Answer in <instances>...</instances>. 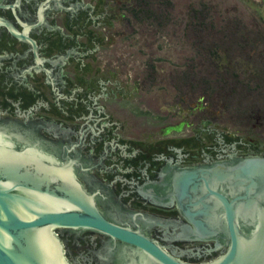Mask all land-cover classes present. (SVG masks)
Listing matches in <instances>:
<instances>
[{
	"label": "flooded vegetation",
	"instance_id": "obj_1",
	"mask_svg": "<svg viewBox=\"0 0 264 264\" xmlns=\"http://www.w3.org/2000/svg\"><path fill=\"white\" fill-rule=\"evenodd\" d=\"M134 13L128 0H0V135L70 167L108 221L183 263L208 264L228 239L222 205L211 217L204 210L206 171L264 157V115L239 104L242 90L264 84L247 60L212 57L194 72L190 61L130 57ZM194 170L205 172L198 190L192 179L181 191L179 178ZM213 189L236 194L227 180ZM194 220L220 226L204 236ZM54 232L69 264L147 262L98 230Z\"/></svg>",
	"mask_w": 264,
	"mask_h": 264
},
{
	"label": "water",
	"instance_id": "obj_2",
	"mask_svg": "<svg viewBox=\"0 0 264 264\" xmlns=\"http://www.w3.org/2000/svg\"><path fill=\"white\" fill-rule=\"evenodd\" d=\"M200 172L205 173H184L179 189L186 191L193 179L190 190L196 192ZM207 174L204 210L211 217L214 202L222 205L228 239L225 253L208 264H264V157L246 158L232 167L217 166ZM224 180L236 193L231 199L213 189ZM253 217L256 221L249 223ZM61 226L98 230L135 245L147 254L146 264H186L140 232L105 219L70 167L31 149H18L0 135V264H69L54 232ZM194 226L200 235L211 236L220 225L194 220Z\"/></svg>",
	"mask_w": 264,
	"mask_h": 264
},
{
	"label": "rangeland",
	"instance_id": "obj_3",
	"mask_svg": "<svg viewBox=\"0 0 264 264\" xmlns=\"http://www.w3.org/2000/svg\"><path fill=\"white\" fill-rule=\"evenodd\" d=\"M199 0H155L153 8L142 7L138 14L130 15V24L139 28L135 39L131 38L128 54L130 57H161L167 62H177L184 66L192 62L193 71L200 72L207 67L212 57H219L224 48L230 58L236 61L247 60L256 64L257 69L264 67V0H204L211 7L204 11L205 21L231 19L229 27H201L194 24L195 19L188 12L189 6ZM128 6H134V0H128ZM214 15V18L207 15ZM197 22V21H196ZM232 44L230 38L234 32L240 38ZM220 35L225 40L220 41ZM226 35V36H225ZM217 39L215 43L213 40ZM219 39V40H218ZM218 44L219 49H213ZM228 46V47H226ZM242 46H246L243 49ZM224 51V52H225ZM120 53L121 51L118 50ZM245 70H241L242 77ZM244 81V79H243ZM241 109L255 108L264 115V85L251 90L241 91L239 100Z\"/></svg>",
	"mask_w": 264,
	"mask_h": 264
},
{
	"label": "trees",
	"instance_id": "obj_4",
	"mask_svg": "<svg viewBox=\"0 0 264 264\" xmlns=\"http://www.w3.org/2000/svg\"><path fill=\"white\" fill-rule=\"evenodd\" d=\"M156 4L155 0H134V6L131 7L132 10L135 11L136 14H138V11H141L142 7H146V8H153V6ZM211 7L209 6V3L205 2L204 0H199L197 3H193L189 6V9H188V12L189 14L191 15V17L193 19H195L194 21V24L198 25V26H209V27H213V28H222V27H229L230 25L234 24V22L229 19V18H222L221 21H218V20H215V19H211L209 22H206L205 21V13L204 11H207L208 9H210ZM207 16H210L211 18L213 17L214 18V15H207ZM197 21V22H196ZM242 32L239 31V34H241ZM238 34V32H234L233 36L230 38L229 42L231 41L232 44H236L237 42L239 43V40H244L245 38L242 36H240V38H238L236 35ZM226 36V35H225ZM224 38L226 37H223L220 35L219 39L220 41H223L225 40ZM218 39V40H219ZM217 39L213 40L214 42L216 41ZM217 43V42H215ZM224 43V41H223ZM228 47V46H226ZM246 46H242L243 49H246L245 48ZM220 46L218 44H213V49H219ZM226 49L228 48H224L223 50L225 51ZM222 51L221 56L219 57H229V54L225 51ZM257 72L259 74V78L258 80L264 84V67L263 69H257ZM253 81V80H249V83Z\"/></svg>",
	"mask_w": 264,
	"mask_h": 264
}]
</instances>
